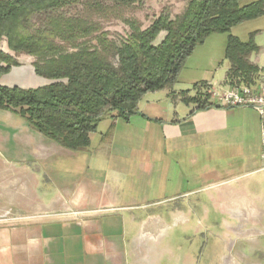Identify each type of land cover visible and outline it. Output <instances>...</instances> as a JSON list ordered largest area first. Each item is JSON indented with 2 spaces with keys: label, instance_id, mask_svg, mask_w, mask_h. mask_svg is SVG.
Returning <instances> with one entry per match:
<instances>
[{
  "label": "crops",
  "instance_id": "0c3cea01",
  "mask_svg": "<svg viewBox=\"0 0 264 264\" xmlns=\"http://www.w3.org/2000/svg\"><path fill=\"white\" fill-rule=\"evenodd\" d=\"M17 61L20 66L1 77L0 85L21 89L47 85V80L35 75L33 62ZM202 84L216 86L210 81ZM205 87L199 86L195 93L203 92ZM228 87L226 82L220 86ZM188 98L192 97L187 95ZM172 100L174 105L166 109L141 110L138 105L137 114L128 121L122 119L129 124L131 119H137L140 128H151L159 136V139L125 142L137 149L128 154L143 161L147 149H153L152 159L158 173L172 174L177 167L181 172V165L192 171L204 155L220 152L238 156L246 167L243 175L263 171L260 121L255 111L213 107L199 110L196 104L183 102L178 94ZM179 101L187 108L178 109ZM111 119L115 127L117 119ZM109 137L106 134L102 139ZM125 144L109 142L112 157L120 156L123 149L128 151ZM55 145L22 118L0 110V264H153L161 256L166 257L169 248H165V255H159L156 243L161 242L169 221L176 225L180 219L187 218L184 206L192 209L191 204H174L178 200L174 198L134 204V200L124 199L131 196L124 190L99 193L85 188L64 194L50 190L44 181L51 159L55 153L64 152ZM206 165L196 173L200 172L206 179L215 177L218 170L211 169L208 162ZM238 178L233 175L221 180L216 185L217 197L223 202V210L239 221L234 223L236 227L226 222L236 239L256 243L263 233L248 226L255 208L242 190L231 186V181ZM149 206L157 208L154 213L146 214ZM234 242L229 241L230 253L223 255L222 264H240L245 258L242 249L231 251Z\"/></svg>",
  "mask_w": 264,
  "mask_h": 264
},
{
  "label": "trees",
  "instance_id": "16d2710c",
  "mask_svg": "<svg viewBox=\"0 0 264 264\" xmlns=\"http://www.w3.org/2000/svg\"><path fill=\"white\" fill-rule=\"evenodd\" d=\"M143 1L0 0V41L5 38L14 54L0 51V78L26 55L35 59V75L50 82L33 89L0 85V110L14 113L63 149L85 150L104 118L128 121L145 95L173 87L186 60L210 35L264 16V0H184L183 11L173 19L161 13L146 29L137 20L127 21L125 39L116 43L101 34L99 47L91 49L80 40L101 29L63 13L79 2L105 9L106 3L131 7ZM161 33L165 36L157 44ZM255 35L247 42L228 37L224 58L229 87L253 83L260 71L251 61L261 50ZM186 96L178 94L199 110L212 108L201 93Z\"/></svg>",
  "mask_w": 264,
  "mask_h": 264
},
{
  "label": "rangeland",
  "instance_id": "374dc122",
  "mask_svg": "<svg viewBox=\"0 0 264 264\" xmlns=\"http://www.w3.org/2000/svg\"><path fill=\"white\" fill-rule=\"evenodd\" d=\"M250 1L253 0H247ZM185 5L184 0H144L141 4L131 7H112L110 3H106L107 8L98 9L93 5L79 2L66 8L63 13L67 17L79 19L89 26L95 25L101 29L100 33L80 40V43L92 49L99 47L101 34H107V38L116 43L125 39L129 33L127 21L137 20L142 24V28L146 29L161 13L173 19L183 11ZM254 32L255 44L261 50L259 54L251 57V61L263 68L255 76L253 83L243 84L253 85L259 75L264 73V16L239 24L229 32L210 35L203 44L196 46L186 60L177 83L173 87L145 95L139 103V108L166 109L168 105H174L175 101L172 99L180 92H187L189 97H197L199 93H195L194 86L204 81H210L219 88L223 87L228 67V62L224 58L228 37H237L242 42H247L250 34ZM164 36L165 33H161L156 43H160ZM0 51L14 57L8 50L5 38L0 41ZM16 59L22 63L35 61L33 57L26 55ZM176 104L178 109L187 108L180 101ZM213 109L229 110L217 106ZM116 119L115 127L110 117L101 121L96 132L91 134L87 149L77 152L61 149L64 152L55 153L49 165L50 171L46 174L45 186L50 190H59L63 194L67 191L74 193L83 191L85 188H93V192L99 193L124 190V193L131 195L124 199L127 202L134 200V204L170 198L178 199L174 202L177 205L191 204L192 209L184 206L186 219H180L176 225L172 220L169 221V228L155 247L159 255L166 254L165 248H169L170 252L153 264H222L223 255L230 253L228 248L230 240L235 241L230 246L231 251L233 249L244 251L245 258H242L240 264H264V171L243 175L246 167L243 162L241 163V159L220 152L204 155L198 163L196 162L197 165L192 167V171L181 165V172L180 167H177L172 174L164 171L158 173L152 159L153 149H147L142 161L137 156L128 154L137 149L125 142L129 143L133 139H159V136L151 128H140L141 124L137 119H131L130 124L120 118ZM106 134H110L108 140L102 139ZM113 141L128 145L126 150H129L123 149L124 152L120 156L112 157L109 142ZM207 162L211 169L218 170L217 175L215 177L211 175L209 179L201 176L200 172L196 173L200 168L207 166ZM233 175L239 178L231 181V186L242 190V194L255 208L248 226L258 228L263 233L258 236L256 243L236 239L234 232L226 225V222L234 224L239 221L223 210V202L217 197L219 187L216 185H220L221 180H228ZM187 192L188 195L178 196ZM124 203L122 204L125 205ZM147 208L150 209L146 214H152L153 210L157 209L151 206ZM236 226L237 224H234L231 227Z\"/></svg>",
  "mask_w": 264,
  "mask_h": 264
},
{
  "label": "built area",
  "instance_id": "2783aa9c",
  "mask_svg": "<svg viewBox=\"0 0 264 264\" xmlns=\"http://www.w3.org/2000/svg\"><path fill=\"white\" fill-rule=\"evenodd\" d=\"M201 94H203V98H207L212 107L251 109L255 111L260 121V159L264 171V73L259 75L253 85H240L223 89L207 84Z\"/></svg>",
  "mask_w": 264,
  "mask_h": 264
},
{
  "label": "bare ground",
  "instance_id": "6f19581e",
  "mask_svg": "<svg viewBox=\"0 0 264 264\" xmlns=\"http://www.w3.org/2000/svg\"><path fill=\"white\" fill-rule=\"evenodd\" d=\"M244 209V208H243ZM247 212V211H246ZM244 213V212H243ZM249 214V213H248ZM244 217V216H243Z\"/></svg>",
  "mask_w": 264,
  "mask_h": 264
}]
</instances>
